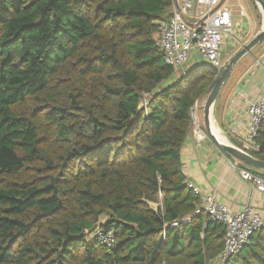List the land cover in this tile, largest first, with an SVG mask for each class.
Here are the masks:
<instances>
[{
	"label": "trees",
	"instance_id": "16d2710c",
	"mask_svg": "<svg viewBox=\"0 0 264 264\" xmlns=\"http://www.w3.org/2000/svg\"><path fill=\"white\" fill-rule=\"evenodd\" d=\"M174 1L0 0V264H218L225 226L182 170L218 73L165 63ZM225 264H264V229Z\"/></svg>",
	"mask_w": 264,
	"mask_h": 264
},
{
	"label": "built area",
	"instance_id": "2783aa9c",
	"mask_svg": "<svg viewBox=\"0 0 264 264\" xmlns=\"http://www.w3.org/2000/svg\"><path fill=\"white\" fill-rule=\"evenodd\" d=\"M224 2L225 0H175L171 17L159 23L156 42L163 51L165 63L177 76L188 73L189 66L195 62V56H199L205 64L215 69L218 76L222 73L226 66L223 56L225 40L229 35L232 36L236 26L233 11L225 7ZM198 104L199 101L192 108V113L195 110V135L202 142L207 136L197 126L195 114ZM247 104L248 131L241 148L249 153L260 149L257 136L264 124V98L248 100ZM233 167L238 168L242 177L254 183L257 190L264 195V176L239 166L238 163ZM186 186L200 199L194 215L204 214L209 221L225 226L224 250L218 264H225L237 255L249 244L254 234L264 229V210L246 205L240 212L234 213L213 195L203 194L194 183L186 181ZM188 222L189 219L185 221ZM90 238L107 247H113L117 243L114 232L102 228H97Z\"/></svg>",
	"mask_w": 264,
	"mask_h": 264
},
{
	"label": "crops",
	"instance_id": "0c3cea01",
	"mask_svg": "<svg viewBox=\"0 0 264 264\" xmlns=\"http://www.w3.org/2000/svg\"><path fill=\"white\" fill-rule=\"evenodd\" d=\"M199 59L195 56V66L199 64ZM240 64L242 66L229 86L226 88L227 82L220 91L211 120L212 133L217 141L241 148L248 125V100L264 98V42L246 54ZM196 115L197 126L207 138L199 142L192 128L182 150L185 182L194 183L205 195H213L234 213L240 212L246 205L264 210V195L254 183L242 177L238 168L233 167L236 163L244 168L247 166L227 156L207 132L204 108Z\"/></svg>",
	"mask_w": 264,
	"mask_h": 264
},
{
	"label": "rangeland",
	"instance_id": "374dc122",
	"mask_svg": "<svg viewBox=\"0 0 264 264\" xmlns=\"http://www.w3.org/2000/svg\"><path fill=\"white\" fill-rule=\"evenodd\" d=\"M223 4L229 10L233 11L236 20V26L234 32L232 36L229 35L226 38L225 45L223 47V56L227 65L238 51H240L244 46H246L253 38H255L262 31L261 29L264 28V16L259 5L256 4L253 0H225ZM156 36H158V34ZM197 62L199 64L204 63L202 59H199V61ZM237 65L235 67L237 69L236 70L234 69L235 71L232 72L230 78L227 81L228 83L226 85V88L229 86L230 82L232 81V79L234 78V76L237 74L238 70L242 66L241 64L238 66ZM193 66H195V62H193L192 65L189 66V69H191ZM167 84L168 83L166 82L165 85ZM209 95L204 100L199 101L197 111L204 108V105L207 99L209 98ZM194 112L195 110L192 113L193 114L192 119H193V129L195 130ZM83 117L84 115L82 113H78V119H81ZM71 119H72L71 124L77 125L76 118L74 119L71 118ZM247 131H248V126H247ZM249 153L251 154L252 152ZM152 207L156 208L157 206L153 205ZM106 218H107L106 216L101 217V222L106 221Z\"/></svg>",
	"mask_w": 264,
	"mask_h": 264
},
{
	"label": "water",
	"instance_id": "95a60500",
	"mask_svg": "<svg viewBox=\"0 0 264 264\" xmlns=\"http://www.w3.org/2000/svg\"><path fill=\"white\" fill-rule=\"evenodd\" d=\"M253 1L259 5V7L262 10L263 16H264V2L262 0H253ZM263 41H264V28L255 38H253L246 46H244L240 51H238L235 54V56L225 66L222 73L219 76H217V78L214 81V84L212 86V91L204 105L205 127H206L207 132L213 137L214 140L216 139L212 133L211 116H212L215 103L218 99L219 93L222 90V88L226 85L228 79L230 78L232 72L234 71L239 61L246 54H248L255 46H257ZM216 142L219 148L230 158L238 161L242 165L249 166L251 168H255L257 170L264 172V161L257 159L252 154L246 152L242 148L232 145L230 143L219 142L217 140Z\"/></svg>",
	"mask_w": 264,
	"mask_h": 264
}]
</instances>
